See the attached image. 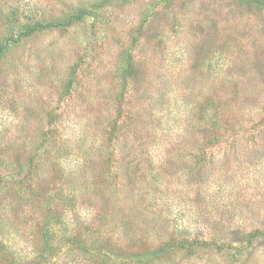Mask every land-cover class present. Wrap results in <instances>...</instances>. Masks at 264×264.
Masks as SVG:
<instances>
[{
  "label": "rangeland",
  "instance_id": "374dc122",
  "mask_svg": "<svg viewBox=\"0 0 264 264\" xmlns=\"http://www.w3.org/2000/svg\"><path fill=\"white\" fill-rule=\"evenodd\" d=\"M0 264H264V0H0Z\"/></svg>",
  "mask_w": 264,
  "mask_h": 264
},
{
  "label": "trees",
  "instance_id": "16d2710c",
  "mask_svg": "<svg viewBox=\"0 0 264 264\" xmlns=\"http://www.w3.org/2000/svg\"><path fill=\"white\" fill-rule=\"evenodd\" d=\"M8 40H10V39H6L4 43H1L0 50L5 48V47H2V46L7 45Z\"/></svg>",
  "mask_w": 264,
  "mask_h": 264
}]
</instances>
